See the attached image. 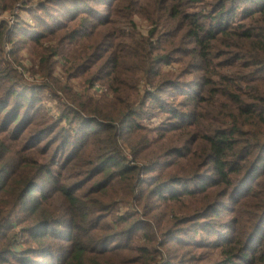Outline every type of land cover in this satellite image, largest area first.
<instances>
[{
	"label": "trees",
	"instance_id": "obj_1",
	"mask_svg": "<svg viewBox=\"0 0 264 264\" xmlns=\"http://www.w3.org/2000/svg\"><path fill=\"white\" fill-rule=\"evenodd\" d=\"M114 1L0 0V264H264V0Z\"/></svg>",
	"mask_w": 264,
	"mask_h": 264
},
{
	"label": "rangeland",
	"instance_id": "obj_2",
	"mask_svg": "<svg viewBox=\"0 0 264 264\" xmlns=\"http://www.w3.org/2000/svg\"><path fill=\"white\" fill-rule=\"evenodd\" d=\"M139 1H141V0H139ZM111 2L114 5L115 1L114 0H110V3ZM140 3L141 4H145V0H142ZM4 4H5L4 2L3 3L0 2V20L5 19L10 24H15L17 22V19H19V18H20V20H23L22 18H25V19H27L28 21H31V22L34 19V14L31 13V12H28V11L21 10V8L18 7L19 4H17V6H15L12 11H10V9H3V6L2 5H4ZM56 5H58V4H56ZM94 5L96 7H98V8H100V10L102 12H105L106 13L107 7H106V5L104 3L96 2V3H94ZM145 7H146V5H145ZM13 11L15 13L14 14L15 16L12 15V12ZM17 14H18L19 18L17 16ZM16 16H17V18H16ZM136 21H137V24H138L137 30H138L139 34H141L143 36L148 35V33L150 31V28H151L150 23L146 19H143L140 16H137L136 17ZM18 32L21 33L20 30ZM20 45L23 46L24 44H20ZM10 47H11L10 45L7 46V48H10ZM22 52H23L24 56H27V52L26 51H22ZM24 67H25L24 64L18 65V69L20 71L25 70V69H23ZM28 75H29V73H28ZM26 78L32 80L31 77H27L26 76ZM46 98H48V97H46ZM49 101H50V103H48V106L50 108H52V112L58 114V108H60V106L58 105V103L57 102H54L50 98H49ZM162 118H164V116L158 114L155 117H153L151 120H149L147 123L150 124V127H156V126H158L161 123Z\"/></svg>",
	"mask_w": 264,
	"mask_h": 264
}]
</instances>
